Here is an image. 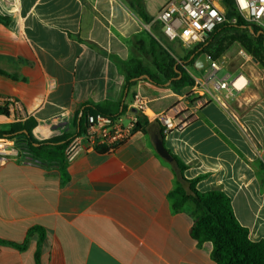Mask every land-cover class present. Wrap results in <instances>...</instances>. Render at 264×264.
<instances>
[{"label":"crops","instance_id":"0c3cea01","mask_svg":"<svg viewBox=\"0 0 264 264\" xmlns=\"http://www.w3.org/2000/svg\"><path fill=\"white\" fill-rule=\"evenodd\" d=\"M168 1L142 6L153 20ZM130 2L0 0V96L19 103L0 115V131L32 122L34 140H59L79 129L86 105L120 113L124 124L137 93L149 114L181 99L186 86L145 77L126 89L125 68L146 38ZM243 74L248 85L227 108L211 102L185 129L162 135L181 173L156 152L151 132L162 129L152 120L112 151L64 159L63 174L21 152L1 164L0 264H215L211 243L190 235L200 212L191 201L174 210L169 198L193 179L200 193H224L248 238L264 242V84Z\"/></svg>","mask_w":264,"mask_h":264},{"label":"trees","instance_id":"16d2710c","mask_svg":"<svg viewBox=\"0 0 264 264\" xmlns=\"http://www.w3.org/2000/svg\"><path fill=\"white\" fill-rule=\"evenodd\" d=\"M130 5L144 23H151V18L143 9L142 0H131ZM221 5L226 19L235 18V23H224L217 26L203 43L195 45L182 58H175L163 49L155 52L157 42L153 37H150L149 47L152 50L150 51L154 68L144 65L140 60L131 59L125 68L126 89L128 90L142 77L156 86L167 84L175 89L190 86L193 81L185 67L192 65L202 53L207 54L211 60H217L235 41L239 42L245 51L264 68V30L246 23L237 14L233 0H221ZM153 27L158 32L157 25H153ZM238 32H242V35H237ZM243 32L248 33L250 39L247 40ZM226 34H230V37L222 39ZM139 45V50L144 52L142 42H139ZM214 46V53L210 55L209 51ZM85 111L89 114L110 117L120 115V113L111 115L99 107L86 105L82 109L79 119V129L74 134L62 139L37 142L31 136L32 122L10 124L7 131H0V137L14 139L19 152L41 165L49 166L55 163L63 174V150L73 137L83 131L82 122H84ZM135 114L137 116L135 129L141 132L145 131L147 120L141 114L136 112ZM0 115L8 116V109L0 107ZM160 134L162 135V130H160ZM171 157L181 173L185 166L173 155ZM196 181L197 179L186 181L188 183L187 190L179 183L176 189L169 194V198L173 199L174 210H179L184 202L191 201L200 212L191 225V237L199 245L204 242L211 243V259L215 264H264V242H252L248 238V229L237 222L229 198L217 190L198 192L195 189ZM4 243L0 240V244Z\"/></svg>","mask_w":264,"mask_h":264},{"label":"built area","instance_id":"2783aa9c","mask_svg":"<svg viewBox=\"0 0 264 264\" xmlns=\"http://www.w3.org/2000/svg\"><path fill=\"white\" fill-rule=\"evenodd\" d=\"M233 3L237 14L246 23L264 30V0H233ZM235 21V18L226 19L221 0H169L151 24L157 25L159 34L166 39L176 40L191 50L203 43L217 26ZM221 69L219 61L211 60L206 54V66L198 70L204 71V75L199 77L188 73L193 83L186 86L185 94L176 103L159 113L149 114L147 99L137 93L132 97L131 107L146 120L158 123L163 137L172 131H182L194 121L205 105L215 102L227 108V101L246 89L248 79L242 72L225 73L218 77ZM185 70L188 72L187 67ZM18 106L14 97L0 96V107L15 111ZM136 122V114H131L124 124L119 117L86 114L83 131L73 137L63 150L64 159H71L78 153L98 147L114 150L137 131ZM18 155L15 140L0 137V165Z\"/></svg>","mask_w":264,"mask_h":264},{"label":"rangeland","instance_id":"374dc122","mask_svg":"<svg viewBox=\"0 0 264 264\" xmlns=\"http://www.w3.org/2000/svg\"><path fill=\"white\" fill-rule=\"evenodd\" d=\"M243 33L247 40L250 39V35L248 33ZM229 35L230 34L224 35L222 39H228L230 37ZM237 35H242V32H238ZM150 37H153L157 42L154 49L155 52L160 51V49L168 51L170 54H177L180 50L188 51L185 48H181V45L176 40L171 41L160 35L151 23L146 24V38L145 42L142 44L145 51L141 52L136 50L134 59L140 60L144 65L150 68H154L151 56L152 50L149 47ZM214 50L215 46L210 49L209 54L212 55ZM146 51L147 53L145 54ZM178 56L177 58H181ZM217 60L222 67L221 71L217 75L218 77L223 76L225 73H235L241 71L249 76L251 75L252 82L264 84V80H262V78H264V68L253 60V58L245 51L239 42H233L229 48L217 58ZM192 65L187 66L188 73H192L193 75H197L199 77L204 75V71H198L199 69H195Z\"/></svg>","mask_w":264,"mask_h":264},{"label":"water","instance_id":"95a60500","mask_svg":"<svg viewBox=\"0 0 264 264\" xmlns=\"http://www.w3.org/2000/svg\"><path fill=\"white\" fill-rule=\"evenodd\" d=\"M205 66H206V54L202 53L193 63V67L195 69L201 70ZM151 136H152V140H153V144H154L156 152L161 157H163L166 161H169V162L173 161V158L171 157L170 153L165 149V147L163 145L162 135L158 131H152Z\"/></svg>","mask_w":264,"mask_h":264}]
</instances>
